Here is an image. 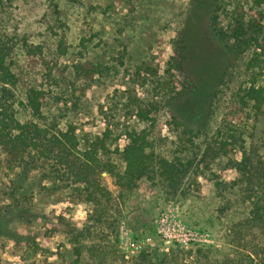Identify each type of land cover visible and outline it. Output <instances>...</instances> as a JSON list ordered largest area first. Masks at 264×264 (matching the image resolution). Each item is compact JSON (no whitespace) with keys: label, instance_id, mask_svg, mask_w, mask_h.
<instances>
[{"label":"trees","instance_id":"16d2710c","mask_svg":"<svg viewBox=\"0 0 264 264\" xmlns=\"http://www.w3.org/2000/svg\"><path fill=\"white\" fill-rule=\"evenodd\" d=\"M16 1L27 6L32 0H0V150L7 157L0 171V242L11 240L21 248L19 258L24 264H178L172 254L159 247L145 249L125 262L116 245L115 212L121 210L113 205L121 207L125 196L134 193L141 182L159 184L171 198L191 197L198 192V178L215 179L211 166L223 161L222 169L234 170L237 177L228 182L214 180L218 195L224 198L229 192L237 193L246 209L224 232L223 247H208L198 253H204L205 264H264V248L249 237L255 228L264 238V160L253 159L255 150L248 141L252 134L247 122L251 111L259 114L264 107V0H249L248 16L234 12L226 26L219 24L218 10L222 13L223 4L214 13L218 4L193 1L194 12L201 16L211 12L209 29L221 49L218 70L209 77L202 98L206 106L200 118L191 119L188 106L177 105L188 92L196 95L200 91L190 79L189 40L181 30L173 41L174 54L166 63L169 66L164 75L153 81L146 98L134 97V103L127 107L126 114L134 124L128 127L105 122L99 134L76 132L74 121L63 123L61 128L58 111L46 108V95L58 84L57 64L46 55L42 44L32 40L34 31L28 22L21 24L13 17V13L18 15L14 12L18 7L8 10V4ZM38 1L44 7L42 18L50 33L51 17L58 13L56 0ZM187 19L194 26L195 20ZM24 25L26 28H21ZM55 47V56L63 57L67 49L64 39L58 38ZM17 52L41 79L22 96L16 89L11 60ZM243 58L247 79L233 93L215 134L208 138L205 118ZM114 60L122 65L121 57ZM73 71L77 77L101 74L98 66L74 65ZM135 71L139 74L138 68ZM180 74L187 83L178 78ZM163 114L167 120L160 123ZM162 128L168 129V136H161ZM121 137L126 144L119 149ZM262 144L254 148L264 155ZM236 151L241 154L240 160L235 159ZM113 155L119 157V164L112 161ZM206 170L211 176H206ZM103 173L112 178L116 194L102 181ZM67 200L83 207L84 221L68 218V213L54 220L48 208ZM176 205L186 216L184 207ZM58 227L63 229L66 245L52 247ZM145 235L142 231L140 237Z\"/></svg>","mask_w":264,"mask_h":264},{"label":"rangeland","instance_id":"374dc122","mask_svg":"<svg viewBox=\"0 0 264 264\" xmlns=\"http://www.w3.org/2000/svg\"><path fill=\"white\" fill-rule=\"evenodd\" d=\"M193 1L56 0L58 13L51 17L52 31L50 33L46 30V21L42 18L44 7L38 0H32L27 6L21 2V6H18L20 3L17 1L12 2L8 4L10 5L8 10L13 11L14 7H18L14 11L18 15L13 13V17L22 22L21 24L28 22V26L34 31V34H30L32 40L42 44L46 55L56 61L58 84L50 87L45 106L50 111H58L59 126L62 128L63 123L74 121L73 126L77 129L76 132L83 130L91 134H99L105 128V122L118 126L124 124L128 127L134 124L126 114L127 107L134 103L132 102L134 97L146 98L148 90L154 84L153 81L164 75V70L169 66L166 63L174 54L173 41L179 36L181 30L189 40L187 51L190 58L187 64L192 75L189 78L199 85L200 91L198 90L196 95L188 92L177 102V105L188 106V116L191 119L200 118L206 106L202 98L204 92L208 90L207 86L211 81L209 77L218 70L221 49H218L219 46L209 29L211 12L203 16L194 12ZM202 1H209L205 3L206 5L218 4L215 9L213 6L214 13L217 6L223 4L222 13L220 9H217L220 14L219 24L223 26H226L234 12L244 18L250 13L249 0ZM190 17L195 20L194 26L191 19L188 24L187 18ZM21 28L26 27L24 25ZM58 38H63L67 46L63 57H56L54 54ZM116 57L122 58V65L114 60ZM11 60L17 79L16 89L22 96L26 89L35 87L41 82L40 74L27 67L23 54L20 52L14 53ZM244 63L243 58L234 72L231 71L234 75L229 85L223 87L218 94L219 99H215L212 103L210 113L204 121V131L208 138L215 134L226 108L230 106L233 93L239 84L247 79ZM74 65L85 68L98 66L101 74L77 77L73 73ZM106 68L108 71L105 70ZM135 68L139 69V74ZM146 71L148 74H145ZM172 73L173 71L170 74ZM178 78L187 83L182 74ZM143 82L145 84L141 86ZM166 120L165 114L159 118L160 123ZM247 122L250 124L252 134V137H248V141L252 145H250L251 149L255 150L253 159L255 162L264 160L262 158L264 155L254 148L258 143L264 144V107L259 114L251 111ZM168 134L167 128L161 129V136H168ZM125 144L124 137L117 142L119 149H122ZM235 159H241V154L237 151ZM6 160L7 157L0 150V171ZM112 161L119 164V157L113 155ZM222 166L223 161H217L211 166L212 172L217 176L215 179L199 177L198 188H196L198 192L191 197L171 198L164 194L159 184L141 182L134 193L125 196L121 207H116V203L113 205L114 209L121 210L115 212L116 240L119 224L125 222L134 238H140L141 232H145V236H149L154 243V247L150 248L159 247L160 251L167 252L168 255L172 254L178 264H205V261H202L204 253L199 255L198 250L223 247L224 232L238 222L246 209L245 205L240 204L237 193L229 192L224 198L218 195L219 190L215 188L214 180L228 182L237 177L234 170L225 171ZM205 173L206 176L212 174L208 170ZM102 181L110 191L117 193V188L113 185L110 176L103 173ZM175 203L182 205L185 209L186 216L181 215L182 221L190 227L208 232L211 236V244L193 245L188 249H180L173 244H164L158 239L155 234V220L158 213L167 205H176ZM48 212L54 220L56 216H61L63 213L70 214L68 218L74 220L84 221L86 217L83 207L73 206L69 200L50 206ZM55 223L56 221L53 224ZM20 230L24 229L20 228ZM32 230L38 232L35 229ZM57 230L59 233L56 239L50 243L52 247L57 243L66 245V238L61 234L62 227H58ZM249 237L264 248L261 231L253 228ZM237 250L242 252L243 249ZM20 255L21 248H16L13 241L0 242V264H24L19 258ZM132 258L124 261L130 262Z\"/></svg>","mask_w":264,"mask_h":264},{"label":"built area","instance_id":"2783aa9c","mask_svg":"<svg viewBox=\"0 0 264 264\" xmlns=\"http://www.w3.org/2000/svg\"><path fill=\"white\" fill-rule=\"evenodd\" d=\"M155 234L164 244H173L184 249L193 245L212 243L208 232L195 229L184 223L181 219L180 207L173 204L167 205L158 213ZM117 245L125 261L145 249L154 247L149 236L134 238L125 222L119 224Z\"/></svg>","mask_w":264,"mask_h":264}]
</instances>
